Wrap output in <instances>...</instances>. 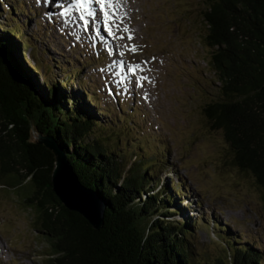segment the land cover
<instances>
[{"label":"rangeland","instance_id":"obj_1","mask_svg":"<svg viewBox=\"0 0 264 264\" xmlns=\"http://www.w3.org/2000/svg\"><path fill=\"white\" fill-rule=\"evenodd\" d=\"M55 1L57 7L66 0ZM119 1L133 7L139 26L125 25L124 32L123 25L118 35L123 42L109 37L100 23L109 47L94 41L92 23L88 32L78 26V13L80 32L71 33L58 25L59 18H47L37 0L0 1V26L19 31V53L38 70L40 83L60 81L67 92L88 93L99 124L87 140L114 153L123 175L148 168L160 183L156 188L177 185L175 203L183 200L187 209L174 219L194 221L188 244L195 261L227 256V246L253 250L264 261V193L232 164L223 132L213 130L203 113L220 86L205 42L203 12L209 0ZM133 30L138 38L133 39ZM113 56L130 78L114 74ZM137 65L135 74L128 71ZM140 77L146 79L137 86ZM25 196L0 185V264H47L51 258V243L37 230Z\"/></svg>","mask_w":264,"mask_h":264},{"label":"trees","instance_id":"obj_2","mask_svg":"<svg viewBox=\"0 0 264 264\" xmlns=\"http://www.w3.org/2000/svg\"><path fill=\"white\" fill-rule=\"evenodd\" d=\"M203 21L220 82L204 116L223 132L232 164L264 193V0H209ZM17 31L0 26V185L26 195L37 230L51 243L47 264H264L260 254L236 246H227V256L195 261L188 244L195 223L174 219L187 209L173 197L177 185L156 188L148 168L123 175L114 153L87 140L99 124L88 93L40 83L19 53ZM39 137L53 138L79 183L104 201L100 229L54 192L56 155Z\"/></svg>","mask_w":264,"mask_h":264},{"label":"water","instance_id":"obj_3","mask_svg":"<svg viewBox=\"0 0 264 264\" xmlns=\"http://www.w3.org/2000/svg\"><path fill=\"white\" fill-rule=\"evenodd\" d=\"M56 155L53 189L61 202L71 211L78 212L95 228L103 225L105 203L95 192L84 188L72 170L66 153L51 137H39Z\"/></svg>","mask_w":264,"mask_h":264},{"label":"bare ground","instance_id":"obj_4","mask_svg":"<svg viewBox=\"0 0 264 264\" xmlns=\"http://www.w3.org/2000/svg\"><path fill=\"white\" fill-rule=\"evenodd\" d=\"M54 1L55 0H52V1L51 0H39V3L40 4L42 3V10L45 11L46 15L49 16V18L55 19V21L57 20V18H59V22L57 21L59 26H63L65 30L66 29H70L69 31L71 33H72V30L75 31V32H77V31L80 32L79 29H78V26H77L76 14L73 13V15L70 16V18L68 20H66V21L62 20V18L60 16V10L61 9L58 6L57 7L55 6L56 1L55 2ZM66 1H67L68 4L71 3V0H66ZM112 4H113V10L114 11L112 10V8L109 9V11L111 13H114L113 20L115 22L119 23V25H120L119 29H116L115 27L113 28V31L116 33V36L121 35V28H122L123 25L125 26V25L129 24L131 28L133 26H137V27L139 26L138 25V21L135 20L136 18L134 17V12H133L134 9H133V7H131L128 10L126 7H124V5H122L121 1H119V0H112ZM130 4L131 3L129 2V5ZM88 8H89V11H92V12H94L96 14L94 17H88V19L90 21V24L93 22V20H96L97 17L99 18V22L102 24L103 20L101 21V19H100L99 6L95 4V0H92V3L89 4ZM128 12H131V14L128 17H125L124 14H126ZM73 18H75V22H73ZM90 27H91V25L89 26V29L91 30ZM130 33L133 35V39L136 38V37L137 38L139 37V31L138 30L130 31ZM92 34L96 35V33H92ZM90 36H91V34H90ZM92 38L94 39L95 42H97L98 45H100L101 43L108 45V47L110 45L109 43H107L108 40L110 41V39H108V36L106 37V35H104V32H102V25H101L100 36L97 37V35H96V37L93 36ZM123 42H124V39H123ZM133 43H136V42H133ZM111 45H112V42H111ZM117 59H114V56H113V58L111 59L112 60L111 62L112 63L114 61L118 62ZM113 64H114V67H115V73L117 71H119L121 73V75H123L124 77L126 75L128 76V72L126 70V66L125 65H124L123 69H121V68L120 69H118V68L116 69V63H113ZM109 69L111 70L113 68L111 67ZM128 82H129V85H130V80L129 79H128Z\"/></svg>","mask_w":264,"mask_h":264},{"label":"snow or ice","instance_id":"obj_5","mask_svg":"<svg viewBox=\"0 0 264 264\" xmlns=\"http://www.w3.org/2000/svg\"><path fill=\"white\" fill-rule=\"evenodd\" d=\"M37 2H39V0H37ZM92 3V0H71V3H69L67 5V7H64L63 5H61V11H60V16H71V13L73 11V9H75V11L79 14V21H80V25L78 26H82L83 27V31L84 32H88L89 31V19L88 17H94L96 14L92 11H89V4ZM95 4L99 6V11L102 14L103 17V31L107 33V35L109 37H115L118 39L123 40L124 37L123 36H116V33L113 31V28L115 27L116 29L120 28L119 23L115 22L113 20L114 17V13H111L109 11V9H111L113 7L112 4V0H95ZM73 22H75V18H73ZM92 30L95 31L97 37L100 36V22H99V18L97 17L96 20H93L92 22ZM124 32H128L127 27L125 26L123 28ZM128 40L132 39L131 35H128L127 37ZM127 47V46H125ZM130 51L135 52L136 49L135 47H131L129 49ZM120 56L124 55V52H120L119 53ZM113 63H118L119 67L121 69H123L124 64L122 61L120 62H116L114 61ZM137 66H133L131 68L128 69L129 72L135 74L136 68ZM115 75L119 76L120 73L117 72L115 73ZM141 79H146V77H140L139 79L136 80V84L137 86H140V80ZM123 81H121L122 83Z\"/></svg>","mask_w":264,"mask_h":264}]
</instances>
